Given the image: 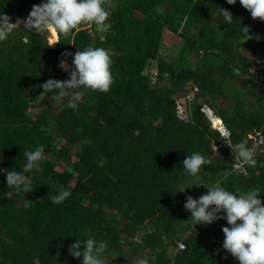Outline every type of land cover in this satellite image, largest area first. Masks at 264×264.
<instances>
[{"label": "trees", "instance_id": "1", "mask_svg": "<svg viewBox=\"0 0 264 264\" xmlns=\"http://www.w3.org/2000/svg\"><path fill=\"white\" fill-rule=\"evenodd\" d=\"M40 3L0 0V13L23 23ZM103 4L111 12L106 28L81 23L51 42L50 31L20 26L0 42V168L22 170L24 151L44 149L40 169L28 173V207L0 173V264H81L68 249L88 238L107 242L105 264H238L221 248L226 221L192 227L183 205L217 183L238 193L259 189L264 203V145L243 170L231 151L241 141L253 151L249 136L264 121V21L239 0ZM220 9L232 14L230 25ZM88 46L110 54L109 91H84L77 110L66 106L71 97L42 94L48 79H69L59 63L71 68L72 56L62 54ZM204 106L228 140L211 129ZM192 152L211 161L196 176L182 165ZM61 189L71 195L53 204Z\"/></svg>", "mask_w": 264, "mask_h": 264}, {"label": "clouds", "instance_id": "2", "mask_svg": "<svg viewBox=\"0 0 264 264\" xmlns=\"http://www.w3.org/2000/svg\"><path fill=\"white\" fill-rule=\"evenodd\" d=\"M225 2L234 5L237 0H225ZM239 3L253 19L264 21V0H239ZM220 14L223 23L230 25L233 20L232 14L226 9H220ZM110 16L111 12L104 6L103 0H41L40 4L33 5L23 23L19 19L16 23H9V17L0 13V42L7 40L11 30L20 26L36 34L50 31V34L53 32L57 35H66L85 22L106 28L108 27L106 21ZM243 29L248 35V28ZM62 55L72 56L71 68L63 59L59 63V67L68 72L69 79L65 81L48 79L40 85L42 94H51L49 97L56 100L71 97L66 106L77 110V101L84 91L100 93L109 91L113 83L112 60L104 48L88 46L82 51L78 50L74 55L72 53ZM223 134L225 137L230 136L227 128L223 129ZM231 151L235 153L234 158L239 160L241 165L251 167L256 165L254 153L246 146V142L236 143ZM43 153V146H37L32 151H24L23 157L26 158V162L22 170L0 168V173L5 175L8 188H12L17 195L23 194L24 207H28L31 203L25 199V194L32 192L33 181L28 173L40 169ZM210 163L211 161L204 155L192 152L185 157L182 165L187 175L196 176L203 171L204 165ZM185 189L179 192L183 193ZM70 195V190L61 189L50 199L53 204H60ZM259 195V189L238 193L229 191L217 183L207 188V193L199 198L187 196L183 207L191 214L192 227L211 225L221 219L226 221L228 226L221 228L224 237L221 248L238 261V264H264V203L258 198ZM107 249L108 244L103 240L75 239V242L69 246L68 254L73 259H81V264H105L103 254ZM137 264H147V262L139 260Z\"/></svg>", "mask_w": 264, "mask_h": 264}, {"label": "built area", "instance_id": "3", "mask_svg": "<svg viewBox=\"0 0 264 264\" xmlns=\"http://www.w3.org/2000/svg\"><path fill=\"white\" fill-rule=\"evenodd\" d=\"M155 76H156V71H153L152 78H154ZM179 103H182V101H179ZM179 107H182V106H178V114L183 118L184 117V114L181 113V110L179 109ZM202 111L206 115V117L208 118V120L210 121L211 129H213L214 131H216L223 140H228L230 138V136H228V137H225L224 136L223 129L226 128V127L224 126V124L222 123V121L219 120L207 106H204L203 109H202ZM214 121L217 122V125L216 126H214V124H215ZM263 132H264V121H263L262 127L260 128V131L258 133H256L255 135H250L249 136L252 139V141H253L252 142L253 153H255V152H261L262 151V147L264 145V135H263ZM242 166L243 165H241L239 163L235 167L237 169L243 170L242 169ZM181 245H183V247H181ZM184 248H185V246H184L183 243H181V242L177 243L176 251H182Z\"/></svg>", "mask_w": 264, "mask_h": 264}, {"label": "rangeland", "instance_id": "4", "mask_svg": "<svg viewBox=\"0 0 264 264\" xmlns=\"http://www.w3.org/2000/svg\"><path fill=\"white\" fill-rule=\"evenodd\" d=\"M51 37H52V34H51ZM171 47V49L175 52L176 50H177V48H178V46H170ZM77 51L75 50L74 51V53H73V55L76 53ZM164 52H166V54L168 53V54H170L168 51H166V50H164ZM251 52H254V47H253V45L248 49V51L245 53V55H249L250 56V53ZM176 53H179L178 51L176 52ZM253 57V56H252ZM251 58V57H250ZM257 60H258V58H257ZM71 65H72V57H71ZM196 65V63L194 62V61H192V64H191V67H194ZM251 72L253 73V70H251ZM179 109L181 110V113H184V115H185V110H184V107H179ZM131 260L129 259V261L128 262H124L123 264H132V262H130ZM111 261H109V263H110Z\"/></svg>", "mask_w": 264, "mask_h": 264}, {"label": "bare ground", "instance_id": "5", "mask_svg": "<svg viewBox=\"0 0 264 264\" xmlns=\"http://www.w3.org/2000/svg\"><path fill=\"white\" fill-rule=\"evenodd\" d=\"M51 34H52V37H51V42H55V41H57V37H56V34L55 33H53V32H51ZM214 126H216L217 125V122L216 121H214Z\"/></svg>", "mask_w": 264, "mask_h": 264}]
</instances>
